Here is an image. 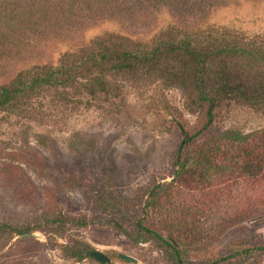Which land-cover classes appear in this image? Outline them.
<instances>
[{"label": "rangeland", "instance_id": "1", "mask_svg": "<svg viewBox=\"0 0 264 264\" xmlns=\"http://www.w3.org/2000/svg\"><path fill=\"white\" fill-rule=\"evenodd\" d=\"M2 2L0 84L33 65L55 66L63 54L109 34L143 43L178 32L198 43L206 35L264 40V0ZM160 64L132 80L110 76L106 96L74 86L44 89L27 109L0 111V224L29 230L0 232V264H100L85 255L77 260L86 251L109 264H176L136 231L138 220L180 243L183 264H264V253L253 250L264 247V165L250 170L261 179L239 172L234 160L173 179L176 150L202 126L206 106H190L189 91L161 71L173 64ZM226 130H264V115L221 102L209 131L182 145L178 164ZM172 179L145 208L150 189Z\"/></svg>", "mask_w": 264, "mask_h": 264}, {"label": "trees", "instance_id": "2", "mask_svg": "<svg viewBox=\"0 0 264 264\" xmlns=\"http://www.w3.org/2000/svg\"><path fill=\"white\" fill-rule=\"evenodd\" d=\"M0 8L5 10L3 2ZM8 12L13 15L14 11L10 9ZM179 35V32L177 35L164 34L150 43L132 41L117 34L96 38L85 49L63 54L55 66L33 65L14 75L7 83L0 84V111L14 108L25 110L44 89L63 90L74 86L92 98L106 96L112 90L110 76L127 75L132 80L138 72L149 74V71L161 65L162 59H166L173 65L162 68V73L189 91L190 106H206L202 126L185 138L176 150L175 166H178V170H174L173 179L186 169L201 170L205 166L231 160H234L239 172L252 176V179H261L264 171L258 173V178L251 172H257L264 165V130L246 133L226 130L213 134L206 143L190 148L182 163L178 164V161L182 145L209 131L213 110L221 102H238L264 115V40L234 36V40L229 42L206 35L207 39L198 43L187 35ZM173 179L150 189L145 208L153 207L158 196L171 186ZM112 225L122 230L118 223L113 222ZM135 228L139 234L149 235L157 241L176 264H183L180 243L170 237H162L143 226L139 220ZM0 232L23 235L29 230L0 224ZM253 250L264 253V247H254ZM89 252L77 256V260L88 256ZM220 260L214 259L208 264H216Z\"/></svg>", "mask_w": 264, "mask_h": 264}, {"label": "water", "instance_id": "3", "mask_svg": "<svg viewBox=\"0 0 264 264\" xmlns=\"http://www.w3.org/2000/svg\"><path fill=\"white\" fill-rule=\"evenodd\" d=\"M88 257L90 259H93L94 261L100 263V264H109V259L103 255L102 253L100 252H97V251H90L88 253ZM117 257L125 262H129V263H135L136 261L131 258V257H128V256H125V255H122V254H118Z\"/></svg>", "mask_w": 264, "mask_h": 264}]
</instances>
